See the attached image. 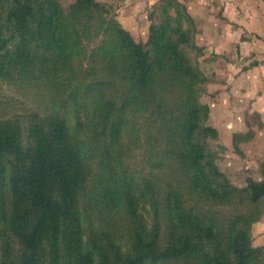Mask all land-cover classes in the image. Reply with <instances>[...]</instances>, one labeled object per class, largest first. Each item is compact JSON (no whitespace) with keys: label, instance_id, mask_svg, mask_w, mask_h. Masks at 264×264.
<instances>
[{"label":"trees","instance_id":"obj_1","mask_svg":"<svg viewBox=\"0 0 264 264\" xmlns=\"http://www.w3.org/2000/svg\"><path fill=\"white\" fill-rule=\"evenodd\" d=\"M159 7V21L143 42L99 0H75L68 8L60 0H0V80L40 82L51 95L43 111L12 115L3 111L0 97V179L8 173L11 191V211L3 216L11 238L6 236L0 264H147L170 258L262 264L264 249L251 243L250 224L223 228L176 198L174 187L165 197L174 228L168 245L155 242L162 205L149 209L148 220L145 206L158 204L157 198L141 206L147 187L135 191L130 182L126 210L136 224L131 249L103 245V233L92 239L84 232L80 201L89 178L84 135L92 115L102 124L96 134L107 127L118 140L130 121L128 108H152L170 135L168 161L181 166L193 192L220 199L243 192L222 184L227 178L206 143L218 130L207 123L209 106L197 87L208 78L183 47L194 44L185 27L190 16L176 0H161ZM109 158L119 163L115 154ZM249 185L244 190L252 201L264 197V179Z\"/></svg>","mask_w":264,"mask_h":264},{"label":"rangeland","instance_id":"obj_2","mask_svg":"<svg viewBox=\"0 0 264 264\" xmlns=\"http://www.w3.org/2000/svg\"><path fill=\"white\" fill-rule=\"evenodd\" d=\"M74 1L60 0L65 8H68ZM99 1L111 5L113 8L115 6L113 0ZM160 3L149 10L153 15L154 22L159 21ZM171 13H175L174 9ZM185 27L189 29L191 41L194 43L192 46L183 45L187 56L191 63L199 67L208 78L205 83L197 86L200 88V100L209 106L207 123L219 129L215 127L218 130V136L210 135L206 139V143L214 155L216 164L227 178V181L220 179L222 184L228 182L243 192L234 193L232 191L231 194L221 199L200 198L193 192L184 177L181 166L168 161L166 155L170 149L167 145L170 135L166 130L164 131L165 121L158 114L156 115L152 108L145 109L139 106L128 108L126 114L130 121L118 140L112 139L113 136L107 127H103L105 132L96 134V131H93L94 128L101 127L102 124L100 117L92 115L86 127L88 135H84L87 138L85 144L88 153L86 152V155L89 159V178L80 201L84 232L92 239L103 233L105 237L101 238L103 245L113 244L122 246L125 250L131 249L136 235L134 230L136 224L132 223L126 210L125 191L128 187L127 182H130L135 191L138 186L147 187L141 206L152 195L157 198L158 204L153 202L151 207H149V203L145 206L148 208L146 209L148 220L152 221L153 219L149 209L151 208L154 212L153 207L162 205L160 206L161 215H159L160 231L157 240H155L158 247L162 248L168 245L174 232L169 203L165 200L166 195L174 187L176 194L173 195L176 198L181 201L183 199L186 206H196L199 214L206 213V216L215 219L223 228L227 229L235 222L239 226L250 224L251 243L264 249V197L254 202L244 190L253 181L264 179V89L254 99H251L249 94L240 91L235 100H231L229 94H225L223 97L224 108H216L220 97L218 90L227 86L229 78L227 64L230 61L240 62L241 51H238L235 59L226 54L217 53L213 50L211 43L201 45L197 42L198 29L191 19L185 21ZM149 34L150 30L144 37L133 36L137 41L146 42ZM255 62L257 60L252 59L250 63ZM11 80L12 82L9 83L0 80V97L4 105L3 111L7 115L44 110L51 98L49 89H46L45 85H41L40 82L30 85L29 82H21L20 79ZM257 81L256 77L251 78L249 82L241 80L238 88L244 89L245 85H248L250 89L256 88L257 85H260ZM261 87L264 88V80ZM233 101L238 103L234 112L231 111L232 107L230 106ZM252 102L253 104H250ZM226 104H228V108L225 107ZM103 116L102 114V118ZM227 119H231L232 123L227 122ZM234 121L237 122V127ZM97 123L100 126H97ZM180 142H182L181 139ZM111 153L116 155L119 163H108ZM8 178L7 173L4 178L0 179V257L5 250L3 244L7 240L6 236L11 238V233L9 230H5L3 221V216L11 211V191ZM152 237H154L153 234ZM172 259L159 262L148 260L147 264H188L186 259ZM262 264H264V258H262Z\"/></svg>","mask_w":264,"mask_h":264},{"label":"crops","instance_id":"obj_3","mask_svg":"<svg viewBox=\"0 0 264 264\" xmlns=\"http://www.w3.org/2000/svg\"><path fill=\"white\" fill-rule=\"evenodd\" d=\"M113 1L115 2L113 10L116 18L125 29L134 36L144 37L149 33L153 22V15L149 10L161 0ZM176 1L186 8L190 19L195 23L198 29L196 34L198 43L201 45L211 43L215 52L226 54L230 58H234L238 51H241L240 62L230 61L227 64L229 78L227 86L218 90L220 97L216 108H224L223 97L225 94H229L231 100L238 98L239 91L249 94L251 99L257 98L264 89L261 87L264 80V0ZM252 59H256L257 62L251 64ZM255 77L260 84L256 88L250 89L248 85H245L244 89L238 88L239 81L249 82L251 78ZM237 104L235 101L231 105L229 104L232 107V112L237 108ZM227 105L226 108H228ZM226 121L232 123L231 119ZM234 123L236 126L237 122L234 121Z\"/></svg>","mask_w":264,"mask_h":264}]
</instances>
